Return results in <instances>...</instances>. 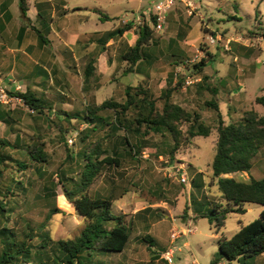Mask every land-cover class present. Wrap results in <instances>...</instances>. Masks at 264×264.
I'll use <instances>...</instances> for the list:
<instances>
[{"label": "rangeland", "instance_id": "obj_1", "mask_svg": "<svg viewBox=\"0 0 264 264\" xmlns=\"http://www.w3.org/2000/svg\"><path fill=\"white\" fill-rule=\"evenodd\" d=\"M66 1L70 6H95L109 19L101 22L96 14L83 11L89 21L82 25L78 42H75L74 20L61 19L57 35L51 33L49 36L50 43L53 40L55 47L60 48V72L48 75L45 80L43 75L31 73L39 69L31 66L30 73L19 74L26 78H17L21 88L15 79L1 86L0 109L8 112L7 119L11 121L8 125L0 122V138L11 144L19 141L25 150L29 145H41L48 162L34 163L24 149H4L29 167L20 170L16 162H8L5 168L1 188L4 190L8 185L10 191L15 192L4 198L9 211L2 214L8 219L0 220V229H11L18 242L27 240V234L33 230L29 264H53L52 259L58 251L52 243L47 250L37 249L39 239L34 235L48 231L52 240H66L74 238L84 224L72 207H65L60 202L64 196L57 184L56 173L65 169L69 176L76 177L80 164L77 152L86 141H95L109 133V127L104 126L90 134V126L76 120H59L56 114L60 110L81 112L92 103L100 104L108 99L124 102L127 86L148 89L161 110L160 95L170 87L173 89L171 100L188 111H197L204 123L212 128L211 133L208 137H195L189 143L181 142L173 156L170 151L174 142L165 130L148 135L129 133L130 141L142 148L141 154H124L121 165L105 167L103 175L89 189L92 198L111 199V213L121 216L129 227V241L121 254L94 252L90 264H150V260L157 264L158 254L174 246L180 251L175 252L173 264L207 263L215 257L219 239H230L264 211V205L246 204V212L229 213L218 232L209 223L208 210L220 203L221 197L210 169L216 150L217 112L204 105L206 101L216 100L225 124L240 120L248 110L264 116V107L255 102L257 97L264 96V0H193L197 14L192 16L186 14L183 2L176 0L166 15L164 30L158 32L154 29L152 39L147 45L143 44L148 54L146 61L128 74L124 71L129 65L122 60V55L139 39L138 25L142 15L153 28L150 15L156 13V4L167 0ZM129 23H132L130 30L122 36L114 35L118 27ZM105 32L103 39L105 41L107 37L108 42L101 45L98 39ZM210 38L214 43L209 42ZM34 40L30 37L29 41L34 44ZM30 54L34 55L32 50ZM173 56L180 57L184 65L170 64ZM203 58L207 61L203 70L193 74V65ZM91 59L94 60L93 76L84 81V68ZM171 76L172 83L169 84ZM186 80L194 82L187 85ZM26 86L38 96L42 93L53 104L52 110L38 114L11 96L13 92L29 90ZM100 114L107 117L112 112L102 111ZM185 128L183 125V130ZM66 129L78 132L66 135L68 140L64 144L61 134ZM86 132L89 137L82 142L80 137ZM123 135L125 132L120 129L106 139L104 147L118 143ZM68 149L75 155L71 162L66 160ZM177 170L186 175L187 184L179 181ZM194 173H197L195 177ZM193 177L199 186H192ZM226 177L241 181H248L249 177L264 178V147L259 150L248 174L236 173ZM19 181L22 185L14 187ZM190 212L194 214L189 217ZM45 222V229L39 228ZM187 228H192L193 233L185 234ZM172 229L182 233L176 241L170 238ZM145 237H151L154 244L149 246ZM222 262L264 264V253L240 261ZM15 264L24 263L18 261Z\"/></svg>", "mask_w": 264, "mask_h": 264}, {"label": "trees", "instance_id": "obj_2", "mask_svg": "<svg viewBox=\"0 0 264 264\" xmlns=\"http://www.w3.org/2000/svg\"><path fill=\"white\" fill-rule=\"evenodd\" d=\"M28 0L19 1V9L23 18H26ZM105 20L109 18L104 17ZM153 28L148 25L146 18L142 15V20L138 25L140 34L135 45L122 55L129 65L124 72L131 73L139 66L141 62L146 61L147 53L143 49V44L147 45L152 39V33L156 25L154 15H150ZM37 34L40 41L44 39L35 27H31ZM132 28V23L117 28L114 35L119 36ZM113 34V33H112ZM170 64L180 66L184 61L180 57H172ZM206 59L203 58L198 64L193 65V74H198L206 65ZM187 69V66H184ZM188 70V69H187ZM94 60L91 59L84 68V81L93 76ZM169 84L172 83V76ZM173 89L165 88L159 99L162 103L161 110H158L156 101L152 93L141 86H127L125 89V101L116 102L112 99L103 101L100 104H90L83 111L71 113L58 111L56 117L59 120L65 118L81 121V123L90 126L88 132L91 134L99 127L108 126L109 133L103 137H98L95 141H86L89 137L88 132L84 133L80 140L86 141L81 150L77 152L80 160L79 170L75 172L76 177L69 176L68 170H61L56 173L57 184L62 188L64 198L60 202L65 207H72L77 215L84 221L80 232L74 237L66 240L54 241L51 239L48 231H43L34 235L39 239L37 249H48L49 244L58 251V254L52 259L53 264H84L83 261L90 264V258L93 253H121L129 241V227L121 216H115L111 213L112 201L109 198H92L89 195V189L92 184L103 175L105 167H119L123 160V155L141 154L142 148L138 144H133L129 139V133L148 135L149 133H161L166 131L172 138L174 145L170 151L173 156L181 142H188L195 137H208L211 133V127L204 123L201 115L197 111H188L171 100ZM12 97L21 100L31 111L42 114L44 110L51 111L52 105L43 97L38 96L31 90L25 92H13ZM257 104L264 107V96L255 99ZM204 105L217 112V141L216 150L210 164L211 177L216 180L217 189L221 202L216 203L208 211L209 223L214 230L218 232L224 225L226 216L229 213L244 214L246 204L264 205V178L255 179L249 177L248 181L236 180L234 177H223L236 173L248 174L253 166L259 150L264 147V116L258 115L253 110L245 111L240 120L225 124L220 113L216 100L206 101ZM111 111L112 115L102 117L100 112ZM7 124V123H6ZM183 125L186 126L183 130ZM120 129L125 132L118 143L104 147L103 143L109 137L116 134ZM143 129V131H142ZM78 132L76 129H66L61 137L64 144H67V136ZM65 134V136H64ZM63 135V136H62ZM18 139V137H16ZM16 139V140H17ZM20 142L11 144L9 141L0 138V181L4 179V171L8 162H16L20 168L28 169V165L19 162L5 152V148L24 149L20 147ZM25 150V149H24ZM66 160L71 162L75 155L68 149ZM28 158L34 163L46 164L47 153L43 147L38 144L29 145L25 150ZM70 152V153H69ZM19 184V185H18ZM16 186H21L19 181ZM56 184V185H57ZM192 186H199L196 179L192 178ZM13 187V190H14ZM3 191V192H2ZM6 185L3 190L0 185V220L5 215L2 213L9 211L7 204H4V198L7 194H14ZM1 193L3 196H1ZM55 196L54 192L51 193ZM50 194V195H51ZM7 217V216H6ZM5 219H8V217ZM0 221V223H1ZM113 224L112 227L108 225ZM47 222L39 225V228L45 229ZM31 230L27 234V240L16 241L17 235L7 228L0 229V264H15L18 261L29 264L31 249L33 246L29 242L33 239ZM144 240L149 246L154 244L151 237H145ZM264 253V211L259 217L243 226L230 239L221 238L218 240V251L212 261V264L219 263L220 260L228 262L241 259H249Z\"/></svg>", "mask_w": 264, "mask_h": 264}, {"label": "crops", "instance_id": "obj_3", "mask_svg": "<svg viewBox=\"0 0 264 264\" xmlns=\"http://www.w3.org/2000/svg\"><path fill=\"white\" fill-rule=\"evenodd\" d=\"M19 1L20 0H0L1 89V86L6 85L12 79H15V83H17L21 88V84H19L21 82L18 79L23 80L24 78H26V76L22 78L21 76H19V74L25 75L27 72L30 73L31 71L29 70V68L31 66H36L37 68H39L38 71L31 73H35V76L43 75L45 77V80L47 79L48 75L51 76V74L55 75L60 72V48L55 47L53 40L52 44L50 43L51 41L49 36L51 35V33H53L54 36L57 35V32H59L61 19L67 17L74 20V33L78 36H76L75 42H78L80 40L79 36L81 34L80 30L82 25L87 24L89 21L88 16L82 14L83 11L91 14H96L98 16L97 20L101 22L105 20V16L109 18L108 15L102 13L95 6L83 7L80 6V4H72V6H70V4L66 0H28L26 18H23L19 9ZM31 27H35V29H37L42 35H44V39L42 41L39 40L37 34L34 32V30H32ZM30 31L34 33L35 38L32 34H30ZM83 34H87V32H84ZM106 34L107 32H105L102 37L98 39V42L102 43L101 45H103L105 41V43L108 42L107 37H105V41L103 39V36ZM30 37L33 40L35 39L34 44L30 43ZM30 50H32L34 53L33 56L30 54L32 57L29 55ZM45 80H43L42 82H46ZM27 89L30 90V88L28 87ZM40 96L45 98L42 93L40 94ZM48 102L53 106L50 101ZM8 116V112L0 109V122H3L4 125H8L11 121L7 119ZM198 172L200 173L199 170ZM197 173H194V177ZM226 176L228 175H224L223 177ZM230 176H233V174H230ZM191 214L193 215L194 213L190 212L189 217ZM123 251L121 253H123ZM160 254L161 253L158 254L159 257L156 260L157 262H159L157 264H167L161 258ZM213 259L214 258L209 259L205 264H212ZM178 260L180 259L178 258ZM222 261L223 260H220L219 263L222 264ZM150 264H152V260H150Z\"/></svg>", "mask_w": 264, "mask_h": 264}, {"label": "built area", "instance_id": "obj_4", "mask_svg": "<svg viewBox=\"0 0 264 264\" xmlns=\"http://www.w3.org/2000/svg\"><path fill=\"white\" fill-rule=\"evenodd\" d=\"M180 1L183 2V5L185 6L186 14H188V16H192V15L197 14L194 11L195 6L193 3V0H180ZM175 2H176V0H167L165 3H158L155 5V11H156V13L154 14L155 19H156V25L154 28L155 31L161 32L164 30L165 25H166V15L170 11L172 6H174ZM209 42L212 44V43H214V40L210 38ZM193 82H194L193 80H191V81L186 80L187 85L190 83H193ZM179 171L180 170H177V172H179ZM185 176L186 175L184 173H181V172L178 173V177H179L178 179L182 184L188 183L187 178ZM184 232H185V234H191V233H193V230L190 228H187V230H185ZM181 234L182 233H177V231L175 229H172L170 232V238L172 241H176ZM176 251L177 252L180 251V248L174 246L172 248L167 249L163 253H161L160 256L167 264H173L174 255H175ZM193 264H198V263L194 262ZM217 264H221V263H217Z\"/></svg>", "mask_w": 264, "mask_h": 264}]
</instances>
